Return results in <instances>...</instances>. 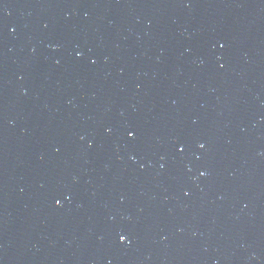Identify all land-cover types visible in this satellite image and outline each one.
Segmentation results:
<instances>
[{
	"label": "water",
	"instance_id": "95a60500",
	"mask_svg": "<svg viewBox=\"0 0 264 264\" xmlns=\"http://www.w3.org/2000/svg\"><path fill=\"white\" fill-rule=\"evenodd\" d=\"M0 264H264V0H0Z\"/></svg>",
	"mask_w": 264,
	"mask_h": 264
},
{
	"label": "snow or ice",
	"instance_id": "6c2138e0",
	"mask_svg": "<svg viewBox=\"0 0 264 264\" xmlns=\"http://www.w3.org/2000/svg\"><path fill=\"white\" fill-rule=\"evenodd\" d=\"M127 134H128L129 137H132L134 135V133L132 131H129ZM57 203H59V202H57ZM124 239H125V237L123 235L120 236V240L121 241H123Z\"/></svg>",
	"mask_w": 264,
	"mask_h": 264
}]
</instances>
